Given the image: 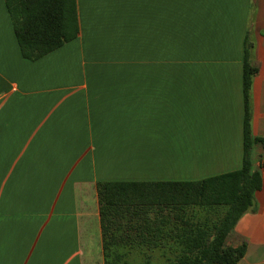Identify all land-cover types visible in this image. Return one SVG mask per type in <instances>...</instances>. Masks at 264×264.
Segmentation results:
<instances>
[{"label": "crops", "instance_id": "crops-1", "mask_svg": "<svg viewBox=\"0 0 264 264\" xmlns=\"http://www.w3.org/2000/svg\"><path fill=\"white\" fill-rule=\"evenodd\" d=\"M76 9L77 37L31 62L0 0V264H107L103 242L133 259L112 264H175L170 231L149 246L124 224L103 232L96 184L240 169L247 40L259 169L264 0H76ZM254 204L227 237L228 247L246 245L237 264H264V181Z\"/></svg>", "mask_w": 264, "mask_h": 264}, {"label": "trees", "instance_id": "trees-1", "mask_svg": "<svg viewBox=\"0 0 264 264\" xmlns=\"http://www.w3.org/2000/svg\"><path fill=\"white\" fill-rule=\"evenodd\" d=\"M23 59L37 61L73 41L79 32L76 0H3ZM251 43L243 50L242 94L244 101L243 158L240 169L192 182H104L96 184L103 232L105 224H124L144 244L158 239L159 226L173 225L181 254L175 264H237L246 245L226 246L229 233L246 213H254V193L264 181V161L258 170L250 161L249 93L256 69L250 57ZM260 141V139H257ZM196 210L209 217L196 220ZM180 225V226H179ZM182 225V226H181ZM103 242L105 263L110 260Z\"/></svg>", "mask_w": 264, "mask_h": 264}, {"label": "rangeland", "instance_id": "rangeland-1", "mask_svg": "<svg viewBox=\"0 0 264 264\" xmlns=\"http://www.w3.org/2000/svg\"><path fill=\"white\" fill-rule=\"evenodd\" d=\"M191 212H194L195 213V216L196 217H198V218H196V220H198V219H200V220H203L204 218H206V217H209L211 220L212 219H215V215L214 214H209V215H207V214H205V213H202V212H199V211H196V210H192V211H188L187 212V215L190 217V215H192L193 213H191ZM180 226V225H179ZM182 226V225H181ZM173 227V225H167V226H165V227H161V226H159V228H158V230H160L161 232H163L164 230H166V231H170V229ZM124 228H125V230L127 231V232H129V229H127V226L126 225H124ZM165 231V232H166ZM163 233L164 234V236H165V234L166 233ZM129 233H131V232H129ZM166 238H168L169 240H174V238H172V235H171V238H169V237H166ZM164 239H165V237H164ZM167 239V240H168ZM148 245V244H147ZM149 246V245H148ZM109 259L110 260H133V259H131L130 257H113L111 254H109ZM134 260H136V259H134ZM150 260H158V259H155V258H150Z\"/></svg>", "mask_w": 264, "mask_h": 264}]
</instances>
